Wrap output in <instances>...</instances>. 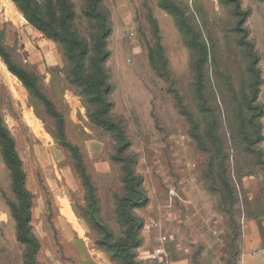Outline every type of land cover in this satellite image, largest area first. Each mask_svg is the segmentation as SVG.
<instances>
[{
    "label": "rangeland",
    "instance_id": "obj_1",
    "mask_svg": "<svg viewBox=\"0 0 264 264\" xmlns=\"http://www.w3.org/2000/svg\"><path fill=\"white\" fill-rule=\"evenodd\" d=\"M87 1L32 0L48 24L53 16L71 12L72 29L94 44L99 25L87 13ZM176 1L208 49L205 80L219 118L220 148L207 136V149L200 145L177 105L180 96L205 134L210 123L198 106L191 35L159 0H102L100 9L111 28L106 68L112 107L104 119L73 81V62L50 34L51 26L29 21L30 10L16 1L0 0L5 52H0V117L32 193L29 225L41 244L36 264H123L104 242L105 237L121 239L126 229L117 211L126 194L115 157L119 133L105 119L124 128L127 152L136 157L137 172L144 177L148 201L132 208L141 223L134 248L137 264H245L252 255L254 264H264V155L259 156L264 154V1ZM237 4L245 12L244 31L238 30ZM244 35L255 45L262 76L263 137L250 149L244 147L238 118L250 62L240 45ZM158 44L168 77L150 61L153 49L158 67H164ZM6 56L15 69L37 79L41 95L10 68ZM53 107L62 115L65 140L77 148V156L62 144ZM13 165L0 137V264H26L27 244L19 238L10 206L19 204ZM63 199L80 229L62 212Z\"/></svg>",
    "mask_w": 264,
    "mask_h": 264
},
{
    "label": "trees",
    "instance_id": "obj_2",
    "mask_svg": "<svg viewBox=\"0 0 264 264\" xmlns=\"http://www.w3.org/2000/svg\"><path fill=\"white\" fill-rule=\"evenodd\" d=\"M19 3L23 9L27 8L28 19L31 22H37L42 27L50 25V34L59 39L65 46L68 56L73 62V81L79 83L83 88L84 93L90 95L89 103L96 106V115L104 119L105 115L111 110L112 104L109 101V93L111 85L108 81V73L106 62L109 58V51L106 47V41L111 33V28L108 22L107 15L100 9L102 0H88L87 13L92 16L98 23L99 29L93 35L92 41L94 44H89V41L82 38L79 33L75 32L71 27L70 19L71 12H63L59 16H53V20L48 24L47 20L38 15L35 10V5L32 0H14ZM264 1V0H263ZM159 5L165 11L175 16L177 24L186 34H190L188 44L195 52L194 71H195V92L198 99V106L201 114H206L209 117L210 128L206 133L200 132L199 125L194 116L187 109L180 96H177V105L180 112L188 117L191 124L192 136L202 145L205 149L207 146L204 142V136L211 139L214 144L222 146L221 140L217 133L218 115L216 108L211 107L208 98L207 84L205 80L206 65L208 60V49L206 44H203L193 26L189 23L187 14L184 8L176 0H159ZM236 15L238 16V30L244 31L242 28L245 22V12L241 10L240 5H236ZM47 29V28H46ZM246 35V30H245ZM243 36V40L247 36ZM240 44L244 47L246 55L249 57V65L247 67L248 83L243 93V98L240 101V109L238 118L242 125V134L244 135V147L250 149L255 143L262 140V124L260 117L263 114V107L258 103L260 93V86L262 82L261 70L258 66L259 59L255 50V45L251 44L248 40L242 41ZM0 52L5 54L4 48L0 44ZM157 56L163 61L164 67H158V62L155 57L154 50H150V61L154 69L161 75L168 77L169 70L167 67V60L164 56L163 46L158 44ZM6 60L9 58L6 56ZM10 63V68L18 74L20 79L37 94H40V88L37 85V79L25 70L15 69L13 64ZM50 103V101H48ZM53 111L60 119V130L62 144L69 147L74 155L77 156V148L65 140L64 133V120L62 115ZM248 122V125H247ZM105 123H109L118 129L119 144L116 150V160L122 165V179L125 186L126 194L119 200L117 211L126 225L124 235L121 239L111 240L105 237L104 242L112 249V251L119 256L123 264H137L135 259L134 248L136 247V239L141 227L140 220L133 213L132 208L141 206L147 203L148 197L144 190V177L137 172V159L134 155H129L127 152L128 141L125 135L124 128L119 125L110 123L105 119ZM251 124V125H250ZM246 125L248 127H246ZM256 136L255 140L252 139ZM0 137L4 141L5 153L9 160L14 163L13 170L15 174V190L19 196V204L10 203L12 213L18 220V234L19 238L27 244L26 246V264H36L35 256L39 251L41 244L38 237L31 232L29 220L31 219L32 207V193L26 188L25 172L22 170V162L15 149V143L10 136L9 131L3 126L0 117ZM263 152H259L260 158L263 157ZM80 161V158H78ZM80 168L82 163L80 162ZM82 177L88 180L86 171L83 167ZM228 190L232 192L230 182H225ZM92 189V187H90Z\"/></svg>",
    "mask_w": 264,
    "mask_h": 264
},
{
    "label": "bare ground",
    "instance_id": "obj_3",
    "mask_svg": "<svg viewBox=\"0 0 264 264\" xmlns=\"http://www.w3.org/2000/svg\"><path fill=\"white\" fill-rule=\"evenodd\" d=\"M62 212L68 217V219L74 224L75 227L79 228V224L77 223L76 216L72 212L70 205L66 199L62 200Z\"/></svg>",
    "mask_w": 264,
    "mask_h": 264
},
{
    "label": "crops",
    "instance_id": "obj_4",
    "mask_svg": "<svg viewBox=\"0 0 264 264\" xmlns=\"http://www.w3.org/2000/svg\"><path fill=\"white\" fill-rule=\"evenodd\" d=\"M257 246V243H255V245H251L250 246V248H253V247H256ZM254 256L252 255V256H249L247 259H246V262L247 263H245V264H254Z\"/></svg>",
    "mask_w": 264,
    "mask_h": 264
},
{
    "label": "built area",
    "instance_id": "obj_5",
    "mask_svg": "<svg viewBox=\"0 0 264 264\" xmlns=\"http://www.w3.org/2000/svg\"><path fill=\"white\" fill-rule=\"evenodd\" d=\"M262 255L264 256V249L262 250Z\"/></svg>",
    "mask_w": 264,
    "mask_h": 264
}]
</instances>
